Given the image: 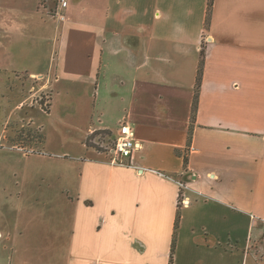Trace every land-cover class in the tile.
I'll return each instance as SVG.
<instances>
[{
    "label": "crops",
    "instance_id": "obj_1",
    "mask_svg": "<svg viewBox=\"0 0 264 264\" xmlns=\"http://www.w3.org/2000/svg\"><path fill=\"white\" fill-rule=\"evenodd\" d=\"M53 5L0 0V264H264V0Z\"/></svg>",
    "mask_w": 264,
    "mask_h": 264
},
{
    "label": "built area",
    "instance_id": "obj_2",
    "mask_svg": "<svg viewBox=\"0 0 264 264\" xmlns=\"http://www.w3.org/2000/svg\"><path fill=\"white\" fill-rule=\"evenodd\" d=\"M68 6V0H54V5L50 10V15L63 18V12ZM51 92L46 93L44 105H40L41 110L43 106L47 107L50 101ZM40 98V97H39ZM42 99V98H40ZM141 148L140 143L135 139L133 130L125 122H121L117 129V136L114 139L113 146L104 151L109 163L111 165H124L128 159H131L132 155ZM180 190L183 188L182 184H179ZM181 196V193H180ZM180 204H187L186 198L180 200Z\"/></svg>",
    "mask_w": 264,
    "mask_h": 264
},
{
    "label": "rangeland",
    "instance_id": "obj_3",
    "mask_svg": "<svg viewBox=\"0 0 264 264\" xmlns=\"http://www.w3.org/2000/svg\"><path fill=\"white\" fill-rule=\"evenodd\" d=\"M48 92H50V88H47V89H44L35 99H37V105H36V107H39L40 105H44V102H45V95H46V93L48 94ZM61 95H63V93H60ZM59 94V95H60ZM42 98V99H40V98ZM50 100H51V94H50ZM49 105H50V101H49ZM49 105H47V107H45V106H43L42 107V109L44 110V111H47L48 110V108H49ZM29 112V109L27 110V113ZM53 112H56V109L55 110H53ZM36 115H35V117H36V119H37V122H39V123H41V122H44L45 123V120L47 119L46 118V116H44V115H42L41 113H38V112H36L35 113ZM49 119H47V121H48ZM77 120H79V119H77ZM77 120H74L73 121V123H77ZM45 127H44V131H45V134H47L48 132H51V133H49V134H47V136L49 137V139H47V141H46V144H49L50 146H54L57 142L55 141V137H54V135L52 134V130H50V128H49V124L47 123H45ZM27 131V137H28V139H29V135L31 134V132H30V130H26ZM69 133H72L73 135L75 134V130L73 129V127L69 130ZM37 134H38V132H37ZM39 135V134H38ZM70 135V134H69ZM35 138H37V135L35 134ZM99 142H100V144L98 145V144H93V142H90V141H88V144L90 145V143L93 145V146H95V147H97V149L99 150V151H101V144H103V143H106V146H108L109 148H111L112 146H113V143H114V139L113 138H101L100 140H99ZM73 149L75 150V151H80L81 150V146L79 145V144H74V146H73ZM48 154H51V153H48Z\"/></svg>",
    "mask_w": 264,
    "mask_h": 264
},
{
    "label": "trees",
    "instance_id": "obj_4",
    "mask_svg": "<svg viewBox=\"0 0 264 264\" xmlns=\"http://www.w3.org/2000/svg\"><path fill=\"white\" fill-rule=\"evenodd\" d=\"M203 65H204V48H202L200 51V61H199V65H198L197 78H196V94H197V91L199 90V87H200ZM103 137L104 138H111V134L107 131H99V132H95L92 135V138H97L98 141ZM89 146H93V145L90 143ZM95 148H97V147H95ZM185 162H186V159H185Z\"/></svg>",
    "mask_w": 264,
    "mask_h": 264
}]
</instances>
